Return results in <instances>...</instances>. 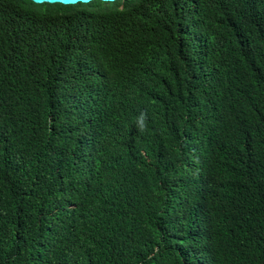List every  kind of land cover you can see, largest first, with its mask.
<instances>
[{
    "label": "trees",
    "instance_id": "16d2710c",
    "mask_svg": "<svg viewBox=\"0 0 264 264\" xmlns=\"http://www.w3.org/2000/svg\"><path fill=\"white\" fill-rule=\"evenodd\" d=\"M0 264H264V0H0Z\"/></svg>",
    "mask_w": 264,
    "mask_h": 264
},
{
    "label": "water",
    "instance_id": "95a60500",
    "mask_svg": "<svg viewBox=\"0 0 264 264\" xmlns=\"http://www.w3.org/2000/svg\"><path fill=\"white\" fill-rule=\"evenodd\" d=\"M31 1L35 4H62L65 6H69V5H77L79 3L82 4H88L90 2L93 1H100V2H105V3H112L115 1H119V0H28Z\"/></svg>",
    "mask_w": 264,
    "mask_h": 264
},
{
    "label": "clouds",
    "instance_id": "9594fccd",
    "mask_svg": "<svg viewBox=\"0 0 264 264\" xmlns=\"http://www.w3.org/2000/svg\"><path fill=\"white\" fill-rule=\"evenodd\" d=\"M140 127H141V130L144 129V123H143V120H141V122H140Z\"/></svg>",
    "mask_w": 264,
    "mask_h": 264
},
{
    "label": "bare ground",
    "instance_id": "6f19581e",
    "mask_svg": "<svg viewBox=\"0 0 264 264\" xmlns=\"http://www.w3.org/2000/svg\"><path fill=\"white\" fill-rule=\"evenodd\" d=\"M40 5V4H39Z\"/></svg>",
    "mask_w": 264,
    "mask_h": 264
}]
</instances>
